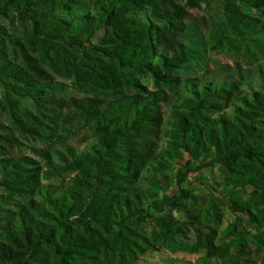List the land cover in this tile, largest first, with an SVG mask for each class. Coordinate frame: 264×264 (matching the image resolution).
I'll use <instances>...</instances> for the list:
<instances>
[{"label":"trees","instance_id":"trees-1","mask_svg":"<svg viewBox=\"0 0 264 264\" xmlns=\"http://www.w3.org/2000/svg\"><path fill=\"white\" fill-rule=\"evenodd\" d=\"M202 1L0 0V18L25 28L16 62L0 25V108L28 129L24 118L34 117L26 104L41 111L57 90L53 73L86 93L68 106L93 139L84 151L57 152L43 176L27 157L0 159V187L16 207L0 209V264H134L161 249L257 264L249 249L264 252V0H218L208 19L181 22ZM96 25L109 31L107 45L85 46ZM201 26L213 51L245 67L236 63L222 78L197 76L185 39ZM145 75L154 90L140 82ZM186 155L172 201L187 220L146 210ZM207 166L220 168L223 195L200 204L182 185ZM225 210L238 219L222 229Z\"/></svg>","mask_w":264,"mask_h":264},{"label":"rangeland","instance_id":"rangeland-1","mask_svg":"<svg viewBox=\"0 0 264 264\" xmlns=\"http://www.w3.org/2000/svg\"><path fill=\"white\" fill-rule=\"evenodd\" d=\"M179 6H184L188 0H174ZM219 7L218 0H203L199 8L187 9L186 13L182 15L181 22L186 25L193 23H200L202 18L208 19L215 14ZM242 10L250 15H256V13L249 7L243 6ZM138 16L147 19V15L143 12H135ZM0 25L4 26L7 30V43L9 45L8 56L19 62L21 56L18 52V47L15 46L16 41H21L25 35V28L18 23L12 24L10 20L0 18ZM109 31L100 25L94 27V33L90 38L89 43H85V46H106L109 39ZM186 45L195 52L196 61L192 64V67L197 71V76L206 75V78H212L213 76H219L220 78L226 77L228 74L233 73V69L236 63H242V61L232 55L222 51H213L208 45L206 39V29L201 26V34L194 32L188 33L185 39ZM243 67L245 65L242 63ZM53 81L57 87L54 93H51L50 97L46 99L41 111L37 110L33 105L26 104L28 109L34 118H24L25 124L28 129H22L18 124L10 119L8 115V109L0 108V159L5 157L21 158L27 157L33 160L35 167L42 168L43 172L47 169V162L51 159L53 162H57V152H63L67 147L75 148L77 151L86 150L93 139L91 138L88 128L83 123L79 124L76 111L68 106L70 99L82 98L86 95L85 92L76 89L72 80L64 79L56 76L52 73ZM140 82L146 86L148 90H154V80L151 75L138 76ZM63 100L61 103H51L49 100ZM3 100V87L0 84V102ZM165 122L167 121V110L164 108ZM230 112V111H228ZM169 129L168 125H165L164 131ZM167 139L162 137L160 142L161 149L166 146ZM48 154V157L47 155ZM189 157L186 155L184 160L176 161L174 168L171 172L174 178L169 188H164L159 191L158 197L150 205L146 206V210L161 215L169 210L172 211L173 216L187 220V214L179 209L172 201V196L179 195L180 189L176 184L182 174L184 167L186 166V160ZM146 176L148 174H145ZM222 174L220 168L207 166L201 170L193 172L185 180L182 187L186 190H190L200 204L203 200L208 201L211 193L216 196H222L223 193L220 190L218 184L222 182ZM42 182L45 184H56L57 182H49L42 178ZM143 186L146 187V182H143ZM247 192H251L250 189ZM7 193L0 187V209L5 211L7 209H14L12 205H8L6 201ZM18 199L14 198L16 202ZM193 202V199H189ZM195 200V201H196ZM191 204V203H190ZM2 214H0L1 216ZM237 217L230 211H224V217L222 222V229H225L229 224L237 221ZM205 230V227H203ZM264 230V226H263ZM253 234H257L255 230H252ZM196 240L195 233L192 230L191 241ZM249 257L257 264H264V252H256L254 246H250ZM205 255L204 252L197 254L190 252H170L165 249H161L157 252H148L145 254H139L135 257L134 264H219V262L211 260L208 262L201 261V258Z\"/></svg>","mask_w":264,"mask_h":264}]
</instances>
